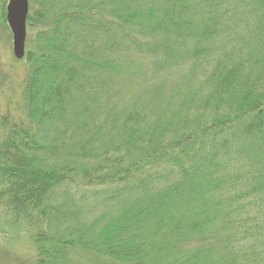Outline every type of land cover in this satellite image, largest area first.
<instances>
[{"label":"trees","instance_id":"16d2710c","mask_svg":"<svg viewBox=\"0 0 264 264\" xmlns=\"http://www.w3.org/2000/svg\"><path fill=\"white\" fill-rule=\"evenodd\" d=\"M144 1L30 0L26 120H1V204L38 222L37 264H264V0H230L233 19L253 16L246 34L193 64L207 86L179 111H125L109 129L120 26L204 50L207 30L190 36L182 16L196 0ZM198 2L212 26L227 7Z\"/></svg>","mask_w":264,"mask_h":264},{"label":"rangeland","instance_id":"374dc122","mask_svg":"<svg viewBox=\"0 0 264 264\" xmlns=\"http://www.w3.org/2000/svg\"><path fill=\"white\" fill-rule=\"evenodd\" d=\"M7 2L8 0H0V140L4 134L2 118L8 122L26 120L23 85L30 73L27 54L35 48L34 35L37 30L35 22L26 20L24 54L21 58L14 56L13 35L6 22ZM28 2V14H33L35 5L30 0ZM142 2L147 4L144 0ZM229 2L230 0H225L227 7L223 11L214 12L215 19L219 21L214 26L210 25L212 22L205 15L208 6L198 0L191 11L182 15L191 18L190 36L200 35L203 29L207 30L205 37L199 40V45L204 48L199 52V57L192 56L194 40L191 37L183 42L150 27L139 29L120 26L115 39L122 42L123 48L117 54L119 69L114 72L115 88L109 93L108 99L105 98L106 94H102V104L105 106L102 109L104 126L111 129L113 119H121L119 117L130 110H139L150 118H155L166 108H170V113L174 114L180 110L177 98L179 100L186 94L187 89H205L207 80L201 76V71L194 72L193 64L206 57L213 59L242 39L247 29L243 22L253 18L248 8L240 11L239 6L235 9L238 16L233 19ZM204 116L209 119L211 113L207 111ZM230 172L231 168H228V173ZM2 180L0 174V188ZM37 223L29 222L25 215L16 213L11 207L6 208L0 199V264H37Z\"/></svg>","mask_w":264,"mask_h":264},{"label":"water","instance_id":"95a60500","mask_svg":"<svg viewBox=\"0 0 264 264\" xmlns=\"http://www.w3.org/2000/svg\"><path fill=\"white\" fill-rule=\"evenodd\" d=\"M6 6V21L13 35V55L23 57L26 38V18L28 15V0H8Z\"/></svg>","mask_w":264,"mask_h":264}]
</instances>
